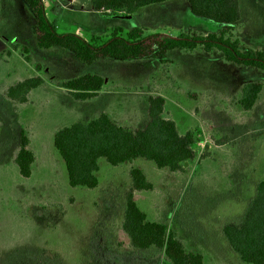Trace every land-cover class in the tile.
<instances>
[{
    "label": "rangeland",
    "instance_id": "374dc122",
    "mask_svg": "<svg viewBox=\"0 0 264 264\" xmlns=\"http://www.w3.org/2000/svg\"><path fill=\"white\" fill-rule=\"evenodd\" d=\"M44 3L58 32L97 41L107 39L114 26L122 33L140 26L144 35H203L219 28L194 17L185 0L146 5L130 15L97 11L90 0ZM239 3L231 39L264 49V0ZM16 4L3 0L0 15V264H168L161 249L132 248L121 228L131 167L152 183L151 189L133 194L148 219L163 220L186 250L202 254L205 264H249L230 249L222 226L240 220L263 175L264 71L235 66L219 51L201 47L170 50L163 63L149 58L86 64L66 51L38 48L31 13ZM22 45L32 63L24 60ZM84 72L104 77L90 99L74 100L55 84ZM34 75L44 83L28 92L26 102L5 97L9 85ZM249 80L261 81L263 88L246 110L237 98L240 85ZM156 94L164 97L163 115L178 132H192L193 158L177 171L144 158L117 165L99 158L95 187L70 186L52 145L55 130L100 112L129 130L141 128L148 120L147 97ZM20 130L34 156L27 177L14 163Z\"/></svg>",
    "mask_w": 264,
    "mask_h": 264
},
{
    "label": "trees",
    "instance_id": "16d2710c",
    "mask_svg": "<svg viewBox=\"0 0 264 264\" xmlns=\"http://www.w3.org/2000/svg\"><path fill=\"white\" fill-rule=\"evenodd\" d=\"M33 18L32 34L38 48L63 50L79 61L91 64L100 59L139 60L156 58L168 61L170 50L219 51L224 60L235 66L264 71V49L246 47L231 39L229 31L240 18L239 0H185L194 17L205 19L219 26L215 32L196 34L179 32L171 35L163 32L143 34V28L132 26L122 33L114 26L104 41L87 39L76 32H58L55 22L46 14L43 0H21ZM166 0H90L93 9L100 12H123L130 15L140 7ZM17 45L12 47L16 49ZM24 60H32L27 47L20 46ZM44 83L34 75L9 85L5 97L23 103L30 90ZM104 77L99 73L84 72L57 80L74 100L94 97L102 88ZM262 82L249 80L239 87L237 102L243 109H251L262 90ZM164 97H147L145 125L129 130L114 122L105 112L88 121H74L63 125L53 133L52 145L64 163L68 184L93 188L97 185L98 159L104 158L111 165L131 162L136 158L152 161L158 168L177 171L182 162L193 158L191 131L180 134L175 122L163 115ZM34 156L28 148V138L20 130L14 163L20 175L31 173ZM130 185L125 194L121 228L129 238L132 248L162 250L168 264H205L203 256L186 250L183 241L168 229L163 220H150L133 199L134 191L149 190L152 183L143 171L131 167L128 171ZM222 234L230 249L245 263L264 264V171L255 186L254 195L248 201L239 221L229 220L222 226Z\"/></svg>",
    "mask_w": 264,
    "mask_h": 264
},
{
    "label": "crops",
    "instance_id": "0c3cea01",
    "mask_svg": "<svg viewBox=\"0 0 264 264\" xmlns=\"http://www.w3.org/2000/svg\"><path fill=\"white\" fill-rule=\"evenodd\" d=\"M18 1V5L16 4V6H15V8L16 9H19V8H22V10L24 11V13H26V12H29V10L27 9V7L23 4V2L21 1V0H17ZM44 1V0H43ZM44 5H45V3H44ZM2 8H3V0H0V15L2 14L1 13V11H2ZM45 10H46V6H45ZM14 12V11H13ZM12 12V13H13ZM30 13V12H29ZM46 14H47V11H46ZM6 16L8 17L9 15H7L6 14ZM31 16V15H30ZM47 16H48V14H47ZM1 17V16H0ZM49 17V16H48ZM50 19V18H49ZM32 26H33V23H32V25H31V27H30V31H31V34H32ZM76 33H78V32H76ZM79 34V33H78ZM81 35V34H80ZM32 37H33V34H32ZM84 37V36H83ZM33 40H34V37H33ZM34 42H35V40H34Z\"/></svg>",
    "mask_w": 264,
    "mask_h": 264
},
{
    "label": "water",
    "instance_id": "95a60500",
    "mask_svg": "<svg viewBox=\"0 0 264 264\" xmlns=\"http://www.w3.org/2000/svg\"><path fill=\"white\" fill-rule=\"evenodd\" d=\"M186 163H187L186 161H183V162H182V165H186Z\"/></svg>",
    "mask_w": 264,
    "mask_h": 264
}]
</instances>
